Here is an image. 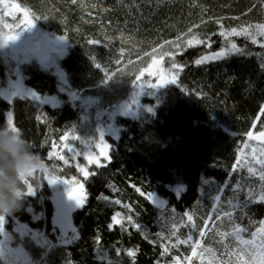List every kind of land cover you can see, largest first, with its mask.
<instances>
[{
	"label": "trees",
	"instance_id": "trees-1",
	"mask_svg": "<svg viewBox=\"0 0 264 264\" xmlns=\"http://www.w3.org/2000/svg\"><path fill=\"white\" fill-rule=\"evenodd\" d=\"M8 1L28 9L40 31L67 38L66 53L57 60L66 91L53 71L35 60L23 62L22 82L40 99L8 100L0 93V125L10 112L47 174L79 179L87 197L71 212L74 235L62 241L45 175L37 171L29 178L36 194L7 214L5 225L41 235L43 246L28 247L31 264H259L264 180L258 161L264 150L246 133L264 131V36L257 28L264 23V0ZM232 28H247L251 35H233ZM227 43L239 51L196 64ZM162 46L176 50L165 65L176 82L146 97L137 117L115 118L117 133L109 138L104 166H86L85 177L71 153L65 152L67 163L57 159L69 152L65 144L75 152L95 144L94 121L83 120L81 100L107 106L127 99L143 59ZM3 56L0 50V89L7 76ZM149 193L165 200L164 206ZM237 225L246 230L240 239ZM249 239L251 246L243 243Z\"/></svg>",
	"mask_w": 264,
	"mask_h": 264
},
{
	"label": "rangeland",
	"instance_id": "rangeland-1",
	"mask_svg": "<svg viewBox=\"0 0 264 264\" xmlns=\"http://www.w3.org/2000/svg\"><path fill=\"white\" fill-rule=\"evenodd\" d=\"M7 3L10 4L11 2L7 0ZM5 12L6 10L4 5H0V38L7 35L19 34L17 35V38L15 40L0 42V50L7 62L6 85L5 87L0 89V93L4 95L8 100H10L11 97L14 96H26L32 98V96L28 95V93L33 92H31L30 89L25 87V85L23 84L19 70L20 64L30 60H35L42 68L53 71L61 85L60 90L65 92L66 90L64 85V77L63 75H61L62 73L57 66V60L61 59L64 56V53H66L67 42L63 38H59L46 32L40 31L34 25H32L28 29H25L26 25L22 23L24 20L22 13L17 12L16 18H13L12 16L6 15ZM5 25H8L9 27H5ZM231 45V43H227V45H224L216 51L204 53L197 60H201V63H203L221 59L226 56L227 53L234 50L232 49ZM222 49L226 53L224 56H213L214 53H217ZM175 52L176 50L174 46H162L160 48H157L155 52L153 51V53L149 55V58H145V60L143 59L144 67L137 75H140L142 70L148 69L150 65L153 66V74L149 75L148 71H143L141 80L136 82L135 84L132 83L131 94L127 97V99L107 106H103L98 99H82L81 105L85 108V112L82 115L83 120L94 121L96 133L95 144L81 152H75V150L67 152L65 149L63 153H59L60 155H57V159H59V156L61 155L67 157L66 153H71L73 163H80L79 168H86V166L88 165H95L88 163V161L85 159V153L91 154L94 158H99L101 163L106 160L104 157L99 156L100 149L97 147V145L101 143L100 134L103 133L104 143L109 145V138L114 137L117 133L115 118L117 116L134 118L137 117L138 112L142 108H146L147 105L144 99L151 96L156 90L162 88L161 87L159 89L153 90L147 87L148 84L156 82V70L163 69L162 74L166 79L173 78V69L170 67H166L165 65L167 61L171 60L170 58L175 56ZM153 59L156 60L155 65H153ZM172 65L173 64H170V66ZM139 84L145 85V93L140 96H136L135 93L137 91H140V89L138 88ZM255 141L260 146H262L261 149L264 150V141ZM108 150L109 148L105 149V151L107 152ZM255 152H257V149ZM78 155L80 156V160L76 158L78 157ZM38 173L39 176H43L44 174L46 177V181L48 177H54L47 174V170H44L43 172L38 170ZM82 175H84V173ZM55 178H58L61 181H57L56 183L51 185L49 184L52 191V203L54 205L55 213L54 225L55 229L57 230V237H59L62 241H66L74 235V229L70 221V215L72 210L77 208L74 206V202L71 201L67 195V187L71 190H74V194H79L81 192L80 185L82 183L77 178L73 179L75 177ZM62 181H67V185ZM5 223H7L6 219ZM8 226L10 229H8L6 225H4L5 230L3 234H0V239L10 240L12 242V247L17 249V256H11L6 257L5 259H1L0 264H31L29 257L30 252L28 251V247H30L31 245H36L39 247L43 246V242L40 239L41 235L38 233L31 234L26 229V227L18 226L15 223Z\"/></svg>",
	"mask_w": 264,
	"mask_h": 264
},
{
	"label": "snow or ice",
	"instance_id": "snow-or-ice-1",
	"mask_svg": "<svg viewBox=\"0 0 264 264\" xmlns=\"http://www.w3.org/2000/svg\"><path fill=\"white\" fill-rule=\"evenodd\" d=\"M73 3H75V0H73ZM0 5H4L5 7V14L12 16L13 18H16V13L20 12L23 14L24 20H23V24L26 25L25 29L30 28L33 24H34V18H30V13L28 9L25 8H21V6L17 3H7V0H0ZM219 23V22H218ZM5 27H9L8 25H5ZM251 27V26H249ZM257 28L260 30L259 31V35L264 36V23L257 25ZM24 29V30H25ZM19 34V33H18ZM17 34V35H18ZM231 34L236 35V36H249L251 35V33L248 31L247 28L242 29L241 31H237L236 28H232L231 29ZM17 35H7L4 36L2 38H0V42H8V41H12L15 40L17 38ZM220 35H225L224 32H221ZM63 39H67L66 37H63ZM255 42V41H254ZM90 43H97V41H90ZM189 43H191V41H189ZM197 43H202V41H197ZM232 49L239 51V49L237 48V45L235 43H233L231 45ZM226 53L224 52V50L222 49L221 51L214 53L213 56L214 57H220V56H224ZM202 61L201 60H197L196 64H200ZM156 60L153 59V65H155ZM97 68L100 67L99 64L96 65ZM176 65H173V68H175ZM153 66L150 65L148 69L142 70L140 75H136L135 76V80L133 81V83L135 84L136 82L141 80V76L143 75V71H148L149 75L153 74L152 71ZM163 73V69H157L155 72L156 75V82L155 83H150L147 85L148 88L156 90L159 89L163 86H165L166 84H174L176 82L175 78H171V79H166L165 76L162 74ZM112 77H108V79H111ZM144 84H139L138 88L140 89V91H137L135 93L136 96H140L142 94L145 93L144 91ZM151 94V93H149ZM28 95L32 96L33 99L39 100L40 98L38 96H36L33 93H28ZM149 111H151V109H149ZM261 115H264V108H261ZM7 126V129L9 131L12 132H16L19 134L21 133V130L15 125L14 120H13V116L12 114L9 112L6 116L5 119V124ZM247 137L250 140H260V141H264V131H260L259 133L254 134L253 131H248L246 133ZM104 135L103 133L100 134V140L101 143L97 145V147L100 149L99 152V156L100 157H104L105 159H110L109 153L107 151H105L106 148H109L110 145L105 144L104 143ZM66 139V134L65 136H61V140ZM77 139H79V137H77ZM51 147L52 148H56V144L53 142L51 143ZM65 148H68L69 151H71V149L69 148V146L67 144L64 145ZM85 159L88 161V163L90 164H95L98 167L104 166L101 164L100 159L99 158H94L91 154H87L85 153ZM49 158L51 159L53 157V153L49 152L48 153ZM59 159L62 161H65V163H67V161L65 160V157L63 155L59 156ZM239 159V158H238ZM258 163L262 166L261 169V175H260V179L264 180V158H261ZM77 167L79 168L80 166L77 165ZM235 167V166H234ZM41 172H43L45 170V165L42 169H39ZM80 171L84 173V176L87 177L89 175L88 171L85 168H80ZM37 172V171H36ZM36 172H34L32 175L28 176V177H22V187L24 189V191L21 193V199L22 201L25 200L27 197L29 196H34L37 192V188H34L33 184L30 183V179ZM248 172L252 173L253 172V168L249 167L248 168ZM75 179V178H73ZM57 181H61L58 178L55 177H48L47 178V183L48 184H54ZM64 184L67 185V181H62ZM83 188L84 185L81 184L80 185V189L81 192L79 194H74V190H71L67 187V195L69 197V199L71 201L74 202V206L77 208H82L84 206V202L86 200V194L83 192ZM143 194V193H141ZM179 192L176 193L177 196H179ZM148 197L150 200L153 201V203H157L159 204L161 207L164 206V204L166 203L165 200L163 199H158L156 196H154L153 194L149 193ZM216 199H220V197H216ZM261 202H264V196H261L260 198ZM117 203H119V201H117ZM248 206H250V201H245L243 208L246 209ZM185 215L187 216L188 221H192L193 217L191 215H188L187 213H185ZM116 216H119V213L116 214ZM116 216H114L113 222L114 224H120V220H118L116 218ZM5 219H6V215H0V234L4 233V225H5ZM129 222L132 221V217L129 216L128 217ZM260 225L261 227L257 230L259 233H264V220L260 221ZM137 228L140 227V225H135ZM246 230L241 228L239 225L236 226L235 229V235L238 239L241 238V234L243 232H245ZM204 235V231L201 230L200 231V236L202 237ZM251 236L254 238L257 236V232H252ZM189 240L192 239L191 236H189L188 238ZM181 243H185V241H181ZM198 242H194L192 245L193 248V255H195V244ZM243 243L246 245H253L254 240H243ZM167 252V248L164 249V252L161 253V256H163L165 253ZM260 252H261V258L259 261V264H264V239L261 240L260 242ZM128 255H134V253L129 250ZM11 256H17V249L12 247V242L8 239H0V259H5L6 257H11ZM179 259V258H177Z\"/></svg>",
	"mask_w": 264,
	"mask_h": 264
},
{
	"label": "clouds",
	"instance_id": "clouds-1",
	"mask_svg": "<svg viewBox=\"0 0 264 264\" xmlns=\"http://www.w3.org/2000/svg\"><path fill=\"white\" fill-rule=\"evenodd\" d=\"M43 167L42 157L22 134L0 125V215L19 209L22 177H28Z\"/></svg>",
	"mask_w": 264,
	"mask_h": 264
},
{
	"label": "water",
	"instance_id": "water-1",
	"mask_svg": "<svg viewBox=\"0 0 264 264\" xmlns=\"http://www.w3.org/2000/svg\"><path fill=\"white\" fill-rule=\"evenodd\" d=\"M43 101L46 102V103H54L55 102V98L54 97L53 98H51V97H45L43 99Z\"/></svg>",
	"mask_w": 264,
	"mask_h": 264
}]
</instances>
